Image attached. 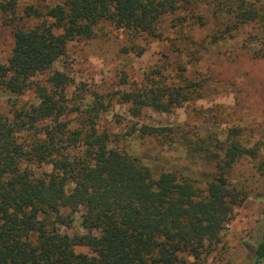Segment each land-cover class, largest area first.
<instances>
[{
  "label": "trees",
  "instance_id": "16d2710c",
  "mask_svg": "<svg viewBox=\"0 0 264 264\" xmlns=\"http://www.w3.org/2000/svg\"><path fill=\"white\" fill-rule=\"evenodd\" d=\"M199 6L217 19L206 45L245 29L241 47L252 58L264 57V0H62L26 5L23 17L32 23L14 18L17 0H0V12L13 26L11 52L0 62V89L16 96L7 112L0 111V264H206L203 253L219 242L235 208L253 193L246 181H234L230 170L250 158L264 174L258 147L239 142L236 127L221 131L225 138L218 139L177 125L144 124L142 136L164 142L178 136L189 162L153 176L100 128V114L107 110L104 94L92 91L85 97L78 91L79 97H68L71 80L52 68L70 41L92 38L103 22L161 38L164 21L171 19L165 38L179 45L183 33L177 21L204 25L208 20ZM165 66L150 71L141 86L108 98L139 114L143 108L170 112L203 96L202 82L185 78L180 65L178 80L165 81L160 74ZM27 91L37 102L19 97ZM77 213L82 232H63L60 225H69ZM262 224L256 240L245 242L249 264L264 259Z\"/></svg>",
  "mask_w": 264,
  "mask_h": 264
},
{
  "label": "rangeland",
  "instance_id": "374dc122",
  "mask_svg": "<svg viewBox=\"0 0 264 264\" xmlns=\"http://www.w3.org/2000/svg\"><path fill=\"white\" fill-rule=\"evenodd\" d=\"M59 1L62 0H17L14 18L18 23L22 19L32 23L33 19L23 17L26 5L40 6ZM197 11L206 14L208 20L204 25L195 20L177 21L183 33L177 40L179 45L173 46L165 38L171 32L166 25L171 19L164 21L161 38L116 29L103 22L97 26L92 38L70 41L65 55L52 66L64 71L71 80L66 91L68 97H79L78 91L85 97L92 91L104 94L107 110L100 114V128L111 133V141L117 148L138 156L153 176L163 168L185 166L189 162L178 136L170 142L155 136H142L139 129L144 124L177 125L189 134L218 135V139L225 138L221 131L236 127L240 133L235 138L244 145L258 147L259 158L264 159V57L252 58L241 47L245 29L232 39L206 45L204 39L209 40L217 19L206 6H199ZM184 14V10L179 12V15ZM6 19L0 12V62H6L13 43V26L6 23ZM186 35H190L189 39ZM200 41L205 43L199 46ZM163 65L166 66L160 69V74L163 73L165 81L178 80L176 73L180 65L185 68L182 73L185 78L202 82L203 96L184 102L170 112L143 108L139 114L130 112V104L108 98L111 92L141 86L150 71ZM159 76L156 79L164 81ZM13 97L16 96L0 89V111L9 110ZM19 97L37 102L32 91ZM255 162V159L243 158L230 170L232 179L246 181L253 193L235 208L219 242L203 253L206 264L252 262L251 251L245 242L256 240L264 221V197L256 195L264 193V174H259ZM46 169L50 167L46 166ZM78 216L79 213L69 225H60V229L69 235L81 233ZM77 250L87 251V248ZM260 264H264V259Z\"/></svg>",
  "mask_w": 264,
  "mask_h": 264
}]
</instances>
